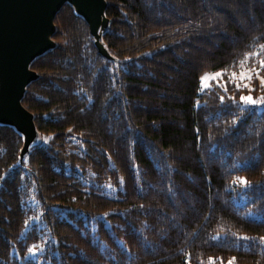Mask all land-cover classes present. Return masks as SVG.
Listing matches in <instances>:
<instances>
[{"label": "trees", "instance_id": "trees-1", "mask_svg": "<svg viewBox=\"0 0 264 264\" xmlns=\"http://www.w3.org/2000/svg\"><path fill=\"white\" fill-rule=\"evenodd\" d=\"M106 2L110 59L65 5L31 65L49 143L0 125V264H264V107L201 90L264 70V0Z\"/></svg>", "mask_w": 264, "mask_h": 264}, {"label": "water", "instance_id": "water-1", "mask_svg": "<svg viewBox=\"0 0 264 264\" xmlns=\"http://www.w3.org/2000/svg\"><path fill=\"white\" fill-rule=\"evenodd\" d=\"M66 3L87 22L99 52L110 59L101 44L109 27L106 0H0V125L24 137L22 159L37 135L34 115L22 104L27 87L38 79L31 65L55 48V19Z\"/></svg>", "mask_w": 264, "mask_h": 264}, {"label": "snow or ice", "instance_id": "snow-or-ice-1", "mask_svg": "<svg viewBox=\"0 0 264 264\" xmlns=\"http://www.w3.org/2000/svg\"><path fill=\"white\" fill-rule=\"evenodd\" d=\"M261 47H264V45H261ZM247 58V56H246ZM243 62H241L242 64ZM261 68H264V59L259 61ZM259 71L260 69H256V75L259 77ZM237 76L236 72H232L231 76L229 77V81L228 82H232L234 84V87L237 90H241V88H248L249 93H251L254 89H252L249 85V83L247 81H250L252 79V74L249 71L247 74L245 73V71H241L239 73L240 76V82H237L235 80V77ZM223 77V73L222 72H215L211 74V78L212 80H215L216 84L218 87H222L223 91L225 93L228 92V82H225L223 84L220 83V79L218 78H222ZM260 81H261V86L264 87V77H259ZM209 76L208 74H205L204 76L201 77V84L203 85L205 80H208ZM224 96H220V100L223 102L224 101ZM230 99L235 100V97H229ZM240 101L242 103H244L245 105H257V104H264V96L257 98H254L251 94L249 95H240ZM239 182L242 184L247 185V180L243 177L238 178ZM245 239H247V237H245ZM261 239H264V237H262ZM29 251L35 255V247H33L32 249H29ZM235 261V257L231 258L230 260H228L227 264H234ZM209 264H215V259L212 257H209ZM220 264H224L223 260H221Z\"/></svg>", "mask_w": 264, "mask_h": 264}, {"label": "rangeland", "instance_id": "rangeland-1", "mask_svg": "<svg viewBox=\"0 0 264 264\" xmlns=\"http://www.w3.org/2000/svg\"><path fill=\"white\" fill-rule=\"evenodd\" d=\"M65 5H70V4H68V3H66ZM64 5V6H65ZM63 6V7H64ZM72 6V5H71ZM63 7L61 8V10L63 9ZM73 7V6H72ZM60 10V11H61ZM60 11H59V13H60ZM76 11V10H75ZM58 13V14H59ZM77 13V12H76ZM57 14V15H58ZM57 17V16H56ZM56 20V19H55ZM109 23H110V21H109ZM55 27H56V24H55ZM56 31H57V27H56V30H55V34H56ZM55 34L53 35V37H52V42H53V44L55 45V48L59 45V44H61V43H63L64 42V40L63 39H60V40H55L54 39V36H55ZM101 44H103L102 42H101ZM54 48V49H55ZM104 48H105V46H104ZM106 49V48H105ZM107 50V49H106ZM40 58V57H39ZM38 59V58H37ZM36 59V60H37ZM36 60H34V61H36ZM33 64V63H32ZM245 71V73L247 74L249 71L251 72V74H252V79L250 80V81H247L248 83H249V85H250V87L252 88V89H254L253 91H257L258 92V94L257 95H254L252 92L250 93L254 98H259V97H261V96H264V94H261V91H263V89H264V87H262L261 86V81H260V78L259 77H264V70L263 69H260V71H259V77L256 75V68H251V67H248V66H243L242 67V69L241 70H239V71H237L236 73H237V76L235 77V80L237 81V82H240V76H239V73L241 72V71ZM213 72H209V73H206V74H208V76H209V79L208 80H205L204 81V83H203V85L201 84V90L203 91V90H206V89H208V88H211V87H213V86H215V85H217L216 84V82H215V80H212V78H211V74H212ZM231 72L230 73H223V77L222 78H218V79H220V83L221 84H223V83H225V82H228L229 81V77L231 76ZM241 89H248V88H241ZM244 104V103H243ZM245 105V104H244ZM247 106H255V107H257V108H259V109H262L263 107H264V104H257V105H247ZM35 119V118H34ZM35 126H36V124H35ZM36 129H37V127H36ZM36 133H37V135H36V138H35V140H34V142L32 143V145L29 147V150L27 151V155H28V153L30 152V148L33 146V145H35V144H38V143H42V144H48L49 143V141H50V139H51V136H46V135H42V134H40L39 133V131L37 130L36 131ZM25 154V155H26ZM26 155V156H27ZM26 156H23V159L21 158V160L23 161L24 160V158L26 157Z\"/></svg>", "mask_w": 264, "mask_h": 264}]
</instances>
